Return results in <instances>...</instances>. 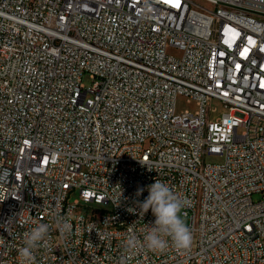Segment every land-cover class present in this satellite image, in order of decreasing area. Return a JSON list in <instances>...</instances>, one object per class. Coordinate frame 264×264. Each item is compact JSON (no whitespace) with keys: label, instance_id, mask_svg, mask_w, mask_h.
I'll return each instance as SVG.
<instances>
[{"label":"built area","instance_id":"obj_1","mask_svg":"<svg viewBox=\"0 0 264 264\" xmlns=\"http://www.w3.org/2000/svg\"><path fill=\"white\" fill-rule=\"evenodd\" d=\"M180 96L197 109L177 112ZM170 140L183 148L160 151ZM149 174L189 200L193 241L128 264H264V0H0V264L38 222L36 264H116L128 232L105 223L139 213ZM93 202L113 216L85 221ZM56 217L73 229L61 243ZM154 219L133 222L141 240Z\"/></svg>","mask_w":264,"mask_h":264},{"label":"clouds","instance_id":"obj_2","mask_svg":"<svg viewBox=\"0 0 264 264\" xmlns=\"http://www.w3.org/2000/svg\"><path fill=\"white\" fill-rule=\"evenodd\" d=\"M148 196L143 202L136 201L139 208L138 215L142 218L151 210L155 217L150 225L140 229L142 240L132 226L122 242L124 255L116 264H128V261L140 250L152 253H162L170 246L177 250H187L191 247L193 234L186 223V208L189 200L174 191L169 184L160 179L147 186ZM145 191L138 188L135 195L139 197ZM122 192H120V197ZM120 201L117 203L119 206ZM134 212L135 209H129ZM54 223L59 232L67 238L72 234V224L69 218L56 217ZM51 225L49 223H36L29 231L23 234V246L17 249L19 264H36L35 251L48 243Z\"/></svg>","mask_w":264,"mask_h":264},{"label":"bare ground","instance_id":"obj_3","mask_svg":"<svg viewBox=\"0 0 264 264\" xmlns=\"http://www.w3.org/2000/svg\"><path fill=\"white\" fill-rule=\"evenodd\" d=\"M146 145H156V138H146ZM125 148H132V141H125ZM183 148V140H170V143H161L160 151L170 152L174 149ZM156 174L148 175V182H155ZM174 181H181V174H174ZM96 212H100V216L111 217L113 216V208L111 210H98L94 208L86 209L85 206L78 207V214L85 216V221H92L96 219ZM138 220L137 209L134 212L129 210L123 216V222L107 221L105 223V231L112 232L114 235H125L130 226L133 228V222ZM52 236L54 243H61L65 241V237L59 232L56 226L52 228ZM23 246V238H22ZM62 258H69V249H62Z\"/></svg>","mask_w":264,"mask_h":264},{"label":"rangeland","instance_id":"obj_4","mask_svg":"<svg viewBox=\"0 0 264 264\" xmlns=\"http://www.w3.org/2000/svg\"><path fill=\"white\" fill-rule=\"evenodd\" d=\"M168 54L169 55H173L175 57H181L183 55V51L176 48V47H172L170 46L168 48ZM92 79L90 78L89 74H86L84 76L83 82L86 86H90L92 84ZM212 108L215 109V111L212 113V119L215 120L218 117L221 116V114L225 111L223 104L218 101V100H214L211 104ZM197 109V103L194 100H189L187 99V97L184 96H180L177 100V112H182L185 110H191L194 111ZM224 161V156L222 155H208L206 157V162L207 163H222ZM260 198V195H255L254 199L257 200ZM76 199H79V193L78 192H74L71 195V201H74ZM86 209L89 208H94V209H98V210H111L112 208L110 207L109 204H104V203H89L88 207L85 206ZM186 223H188V219H186Z\"/></svg>","mask_w":264,"mask_h":264}]
</instances>
